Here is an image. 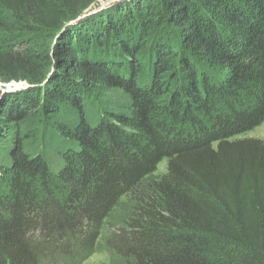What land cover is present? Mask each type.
<instances>
[{"label":"trees","instance_id":"1","mask_svg":"<svg viewBox=\"0 0 264 264\" xmlns=\"http://www.w3.org/2000/svg\"><path fill=\"white\" fill-rule=\"evenodd\" d=\"M95 4L0 0V264H264V0Z\"/></svg>","mask_w":264,"mask_h":264},{"label":"rangeland","instance_id":"2","mask_svg":"<svg viewBox=\"0 0 264 264\" xmlns=\"http://www.w3.org/2000/svg\"><path fill=\"white\" fill-rule=\"evenodd\" d=\"M117 1L119 0H96V4L91 8L93 10L98 9L104 5H108L110 3L115 4L118 3ZM23 84H18L17 86H21L22 87ZM0 86L4 87L6 86L4 84V82L0 81ZM236 139H257L260 141L264 142V123L257 127L256 129H254L252 132L247 133V134H243L239 137H237ZM165 166L163 165L160 168V174H163L165 171ZM121 221L118 220L117 223H110L111 225H107L103 231V240H101V244H100V249L99 251H97L96 254H93V256L86 260V263H82V264H122V260H121V255L117 254L118 252H115L114 250H110V245L108 240L114 239L116 236L120 235L123 227L120 223ZM125 228V227H124ZM126 229V228H125ZM67 243L71 246L72 250H73V255L77 256L79 254H81V247L78 241V238H68ZM230 252L235 256L238 257L241 254H243V250L242 249H238V248H234L231 249ZM47 263L44 264H73V262L75 261V257H69L66 256L62 253H60L59 251L56 252L55 256L53 258L51 257H47L46 258Z\"/></svg>","mask_w":264,"mask_h":264},{"label":"water","instance_id":"3","mask_svg":"<svg viewBox=\"0 0 264 264\" xmlns=\"http://www.w3.org/2000/svg\"><path fill=\"white\" fill-rule=\"evenodd\" d=\"M119 1H122V0H119ZM119 1H117V2H119ZM110 5H113V4L110 3L108 5H104V6L100 7V8H98V9H95V10L89 9L88 11H86V13L84 15H82V17L78 18L75 21H72V22L68 23V25L73 24V23H75V22H77L79 20L85 19L88 15H91V14L97 13L98 11L104 10V8H106V7L110 6ZM68 25H67V27H68ZM16 89H18L17 86L16 87H13V86L0 87V91H1L2 95L10 93V92H14V91H16Z\"/></svg>","mask_w":264,"mask_h":264},{"label":"built area","instance_id":"4","mask_svg":"<svg viewBox=\"0 0 264 264\" xmlns=\"http://www.w3.org/2000/svg\"><path fill=\"white\" fill-rule=\"evenodd\" d=\"M18 84H23L22 87L25 85V83H15V84H11V85H7L5 84L6 86H13V87H16ZM1 87V86H0ZM18 89H21L22 87L21 86H17ZM17 90V89H16Z\"/></svg>","mask_w":264,"mask_h":264}]
</instances>
